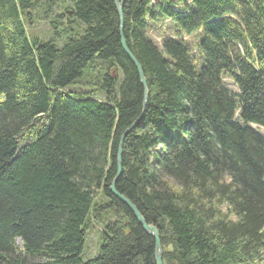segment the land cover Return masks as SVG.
<instances>
[{
    "label": "trees",
    "instance_id": "obj_1",
    "mask_svg": "<svg viewBox=\"0 0 264 264\" xmlns=\"http://www.w3.org/2000/svg\"><path fill=\"white\" fill-rule=\"evenodd\" d=\"M37 5L0 0V264H157L110 192L135 123L117 190L158 229L164 264H264V0H125L123 24L115 0H74L63 46L29 38Z\"/></svg>",
    "mask_w": 264,
    "mask_h": 264
},
{
    "label": "rangeland",
    "instance_id": "obj_2",
    "mask_svg": "<svg viewBox=\"0 0 264 264\" xmlns=\"http://www.w3.org/2000/svg\"><path fill=\"white\" fill-rule=\"evenodd\" d=\"M37 1V8L33 13V22L26 24V29L31 40L49 41L55 40L58 44L63 46L70 39L72 31L75 30V25H70L67 10L73 4L74 0H34ZM181 10L180 7H174ZM172 27L169 21L163 20L158 24L153 35L157 37L160 30L168 31ZM187 40V39H185ZM63 41V42H62ZM59 45V46H60ZM229 88L236 93L237 88L231 81H227ZM96 85V84H95ZM81 89L89 90V76L84 77L76 85L70 88L72 91ZM259 134L264 137V128L254 127ZM98 203H102L105 199L99 197ZM95 215L86 223V240L85 248L81 255L84 262L94 260L101 255V248L103 245L105 226L107 220L110 221V215L100 214L98 219H94ZM21 246V241L17 243ZM36 262V261H32Z\"/></svg>",
    "mask_w": 264,
    "mask_h": 264
},
{
    "label": "water",
    "instance_id": "obj_3",
    "mask_svg": "<svg viewBox=\"0 0 264 264\" xmlns=\"http://www.w3.org/2000/svg\"><path fill=\"white\" fill-rule=\"evenodd\" d=\"M115 4L120 14L121 24H123V21H124L123 12H124L125 0H122V1L115 0ZM121 32H123L122 28H121ZM121 37H122L123 50L129 57V59L132 61L134 66L136 67L141 83L144 88L143 114H145L147 107H148L149 97H150L147 79L144 75L143 69L141 68L140 64L138 63V61L136 60V58L130 51L123 33L121 34ZM135 127H136V123L130 129H128L120 138V142H119L118 150H117V174L111 184L110 192L113 194V196L119 199L123 204H125L130 209V211L135 216V218L137 219L140 226L144 229V231L153 237L155 241L156 263L164 264V260H163L164 250H163L162 241H161V237H160V233L158 229L153 225H149L147 221L144 219V217L141 215V213L139 212L138 208L131 201L125 198L121 193H119L117 190V183L119 179L121 178L122 171H123L124 141L127 138V136L134 130Z\"/></svg>",
    "mask_w": 264,
    "mask_h": 264
},
{
    "label": "bare ground",
    "instance_id": "obj_4",
    "mask_svg": "<svg viewBox=\"0 0 264 264\" xmlns=\"http://www.w3.org/2000/svg\"><path fill=\"white\" fill-rule=\"evenodd\" d=\"M190 9V8H189ZM125 197V196H124ZM126 198V197H125ZM128 199V198H127ZM129 200V199H128ZM130 201V200H129ZM139 210V209H138ZM140 212V211H139ZM142 215V214H141ZM143 216V215H142ZM145 219V218H144ZM148 223V222H147ZM150 225V224H149ZM163 260H164V254H163Z\"/></svg>",
    "mask_w": 264,
    "mask_h": 264
}]
</instances>
